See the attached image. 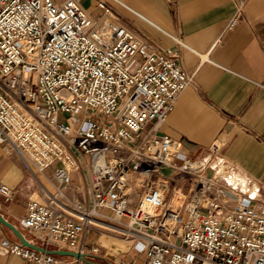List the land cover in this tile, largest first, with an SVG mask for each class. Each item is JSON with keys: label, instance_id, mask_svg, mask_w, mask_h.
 <instances>
[{"label": "built area", "instance_id": "built-area-1", "mask_svg": "<svg viewBox=\"0 0 264 264\" xmlns=\"http://www.w3.org/2000/svg\"><path fill=\"white\" fill-rule=\"evenodd\" d=\"M246 2L237 0L226 29L242 23ZM98 5L94 16L81 0H0V143L18 153L43 197L27 204L22 225L44 245L68 243L79 256L67 264H94L101 248L85 249L89 229L131 242L144 264H264V201L223 159L225 141L192 157L159 132L193 82L181 50L149 46ZM75 171L88 205L66 193ZM0 195H12L2 180ZM0 252L59 264L22 242L3 239Z\"/></svg>", "mask_w": 264, "mask_h": 264}, {"label": "crops", "instance_id": "crops-1", "mask_svg": "<svg viewBox=\"0 0 264 264\" xmlns=\"http://www.w3.org/2000/svg\"><path fill=\"white\" fill-rule=\"evenodd\" d=\"M62 1V0H60ZM104 1L119 21L131 28L149 46L160 44L181 50L185 69L193 82L178 97L173 110L160 126L181 142L189 156H204L217 139L225 141L222 157L236 165L255 183L264 201V0H247L244 20L237 27L226 25L237 12V0H81L94 16ZM55 166L46 170L47 183ZM0 180L12 189L10 198L0 195V242L33 244L52 251L59 264L77 257L68 243L44 245L43 235L22 225L27 204L42 199L40 185L18 153L0 143ZM54 190L51 184H48ZM90 204L85 176L72 173L66 192ZM14 226L17 231L11 227ZM85 249L100 246L91 254L94 264H118L120 259L144 264L145 252L119 235L89 229L83 237ZM110 246V247H109ZM48 253V252H47ZM0 264H38L13 253L0 252Z\"/></svg>", "mask_w": 264, "mask_h": 264}, {"label": "water", "instance_id": "water-1", "mask_svg": "<svg viewBox=\"0 0 264 264\" xmlns=\"http://www.w3.org/2000/svg\"><path fill=\"white\" fill-rule=\"evenodd\" d=\"M0 219H1V220H4V219H3V218H1V217H0ZM4 221H5V220H4ZM11 227H12V228H14V229L17 231V233H19V232H18V230H17V229H16L14 226H12V225H11ZM19 234H20V233H19ZM20 235H21V234H20ZM22 243H25V244H27V245H29V246L33 247V248L35 247L33 244H30V243L26 242L25 240H24ZM47 252H48V253H51L52 251H50V250H47ZM76 255H77V256H79V254H78V253H76Z\"/></svg>", "mask_w": 264, "mask_h": 264}, {"label": "rangeland", "instance_id": "rangeland-1", "mask_svg": "<svg viewBox=\"0 0 264 264\" xmlns=\"http://www.w3.org/2000/svg\"><path fill=\"white\" fill-rule=\"evenodd\" d=\"M65 118V115L64 114H62L61 115V120H63ZM165 171V173H169V170H167V169H165L164 170ZM187 187V186H186ZM186 187H185V189H186ZM260 195L258 194V198L260 199V197H259ZM181 203V202H180ZM103 232H108V233H112V232H109L108 230H105L104 229V231ZM110 247V246H109Z\"/></svg>", "mask_w": 264, "mask_h": 264}]
</instances>
